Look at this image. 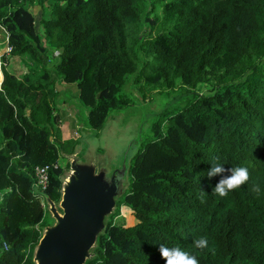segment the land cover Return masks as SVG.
Returning <instances> with one entry per match:
<instances>
[{
    "label": "trees",
    "instance_id": "trees-1",
    "mask_svg": "<svg viewBox=\"0 0 264 264\" xmlns=\"http://www.w3.org/2000/svg\"><path fill=\"white\" fill-rule=\"evenodd\" d=\"M34 3L50 4L43 38L28 12ZM0 29L10 48L1 56L0 264H35L52 224L39 198L61 199L60 160L77 142L62 138L55 76L77 85L96 133L130 104L122 91L130 76L142 95L210 88L155 116L84 264H166L160 244L199 264H264V0H0ZM50 50L58 51L53 72ZM9 57L26 58L28 72H9ZM217 163L226 171L209 178ZM42 166L50 167L43 195L33 189ZM238 166L248 168L249 181L215 194ZM123 207L135 224H126ZM201 236L203 252L193 245Z\"/></svg>",
    "mask_w": 264,
    "mask_h": 264
},
{
    "label": "rangeland",
    "instance_id": "rangeland-1",
    "mask_svg": "<svg viewBox=\"0 0 264 264\" xmlns=\"http://www.w3.org/2000/svg\"><path fill=\"white\" fill-rule=\"evenodd\" d=\"M49 5V3H46L43 8L36 3L28 6V12L33 16L35 33L41 38H43L41 20L50 16ZM144 30H147L146 26ZM6 43L7 34L0 29V70L1 56L4 52H9ZM57 57L58 51L50 50L47 65L52 72ZM6 68L17 76L28 72L26 58L9 57L7 58ZM55 78L57 91L54 102L55 114L64 123L65 137L74 139L77 142L73 153L64 155L62 160H60V166L64 171L61 189L68 184L72 176H75L76 171H82L101 181L105 177L104 183L106 185L110 186L111 182H113L115 185L120 186V191L125 192L129 181L130 159L142 139L150 134L155 116L166 108L173 109L183 106L191 99L192 94L205 95L210 93V88L205 85H200L193 91L177 85L174 90H160L142 95L138 90V85L133 82V76H130L122 89L130 97V104L121 111L113 113L107 119L104 128L96 133L87 125L88 109L78 99L77 85L65 83L57 76ZM120 196H114L113 200L115 203ZM46 199L48 198L43 196V198H39V201L44 211L49 213L52 219L50 227H52L56 224V220L49 211L50 206ZM54 206L57 212L62 214L59 209V203H54ZM114 210L115 208L113 207L111 212L113 213ZM121 214L124 216L126 224L136 223V219L131 215L128 208L123 207ZM109 216L108 214L104 217V223L107 222ZM46 230L43 234L46 233ZM90 255L92 256V254Z\"/></svg>",
    "mask_w": 264,
    "mask_h": 264
},
{
    "label": "water",
    "instance_id": "water-1",
    "mask_svg": "<svg viewBox=\"0 0 264 264\" xmlns=\"http://www.w3.org/2000/svg\"><path fill=\"white\" fill-rule=\"evenodd\" d=\"M104 178L101 181L89 173L76 171L61 189L62 214L46 199L56 224L44 228L46 233L34 252L35 264H84L92 257L96 239L105 228L104 217L115 208L113 198L124 193L113 182L106 185Z\"/></svg>",
    "mask_w": 264,
    "mask_h": 264
},
{
    "label": "clouds",
    "instance_id": "clouds-1",
    "mask_svg": "<svg viewBox=\"0 0 264 264\" xmlns=\"http://www.w3.org/2000/svg\"><path fill=\"white\" fill-rule=\"evenodd\" d=\"M226 171L223 164L217 163L207 172L209 178L221 175ZM231 174L226 177H222L213 189V192L220 197H226L229 192L239 189L245 185L250 179V173L247 167H231L228 169ZM6 192L9 190H5ZM252 191L257 195L260 194V187L258 184L253 185ZM204 192H202L203 194ZM193 245L201 252L208 247V239L201 236L193 240ZM159 252L162 259L166 261V264H199V260L196 255L190 254L187 251L182 250L180 247H167L164 244H160Z\"/></svg>",
    "mask_w": 264,
    "mask_h": 264
},
{
    "label": "built area",
    "instance_id": "built-area-1",
    "mask_svg": "<svg viewBox=\"0 0 264 264\" xmlns=\"http://www.w3.org/2000/svg\"><path fill=\"white\" fill-rule=\"evenodd\" d=\"M8 51H10V48H8ZM49 170V166H42L35 169V180L33 184V189L35 193L43 195L46 191L49 182Z\"/></svg>",
    "mask_w": 264,
    "mask_h": 264
},
{
    "label": "crops",
    "instance_id": "crops-1",
    "mask_svg": "<svg viewBox=\"0 0 264 264\" xmlns=\"http://www.w3.org/2000/svg\"><path fill=\"white\" fill-rule=\"evenodd\" d=\"M1 82H2V73H1V70H0V85H1ZM62 123V122H61ZM64 123H62V125H61V131H62V138L64 139V140H67V139H69V138H67V137H65V134H64V125H63Z\"/></svg>",
    "mask_w": 264,
    "mask_h": 264
}]
</instances>
